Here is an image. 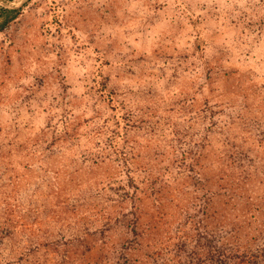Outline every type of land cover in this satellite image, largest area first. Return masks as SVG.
Instances as JSON below:
<instances>
[{
    "label": "rangeland",
    "instance_id": "374dc122",
    "mask_svg": "<svg viewBox=\"0 0 264 264\" xmlns=\"http://www.w3.org/2000/svg\"><path fill=\"white\" fill-rule=\"evenodd\" d=\"M15 10L0 264H208L217 248L264 264V0Z\"/></svg>",
    "mask_w": 264,
    "mask_h": 264
},
{
    "label": "trees",
    "instance_id": "16d2710c",
    "mask_svg": "<svg viewBox=\"0 0 264 264\" xmlns=\"http://www.w3.org/2000/svg\"><path fill=\"white\" fill-rule=\"evenodd\" d=\"M16 12L17 10L0 8V17L4 18V20L0 22V31H2L10 21L15 19ZM262 251L264 253V249H262ZM215 254L216 258L209 254L208 259L210 263L208 264H253L254 262L257 263V260L254 258H259L261 256L257 253L248 255L249 253L246 251H243L242 253H240V251H235L227 254L222 249L218 248L216 249Z\"/></svg>",
    "mask_w": 264,
    "mask_h": 264
},
{
    "label": "water",
    "instance_id": "95a60500",
    "mask_svg": "<svg viewBox=\"0 0 264 264\" xmlns=\"http://www.w3.org/2000/svg\"><path fill=\"white\" fill-rule=\"evenodd\" d=\"M26 0H22L21 3L19 5H10V4H6V3H2L0 2V8L3 9H10V10H15L17 8H19L20 6H22L24 4Z\"/></svg>",
    "mask_w": 264,
    "mask_h": 264
}]
</instances>
